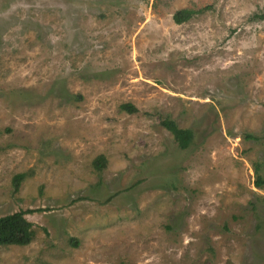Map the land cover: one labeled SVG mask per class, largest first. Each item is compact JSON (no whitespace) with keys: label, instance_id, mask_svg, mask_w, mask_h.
<instances>
[{"label":"rangeland","instance_id":"1","mask_svg":"<svg viewBox=\"0 0 264 264\" xmlns=\"http://www.w3.org/2000/svg\"><path fill=\"white\" fill-rule=\"evenodd\" d=\"M263 10L0 0V217L36 231L0 264H264Z\"/></svg>","mask_w":264,"mask_h":264},{"label":"trees","instance_id":"2","mask_svg":"<svg viewBox=\"0 0 264 264\" xmlns=\"http://www.w3.org/2000/svg\"><path fill=\"white\" fill-rule=\"evenodd\" d=\"M209 7H205L199 10L196 9H181L177 11L173 18L175 23L181 25L184 24L195 16L206 12ZM254 21H264V10L255 13L252 16ZM122 110L129 113H136L137 109L131 104H124L121 106ZM162 125L173 135L175 141L178 143L182 150H187L190 147V143L193 140L194 133L190 129L180 128L174 121L164 120ZM98 170H101L106 165V159L104 156H100L95 162ZM257 186L262 187L264 185V179L259 175L260 165H256ZM24 179V175H18L15 177V189L18 190L21 181ZM32 211H19L11 215L0 217V249L8 246H28L35 239L36 231L34 224L26 218V214Z\"/></svg>","mask_w":264,"mask_h":264}]
</instances>
